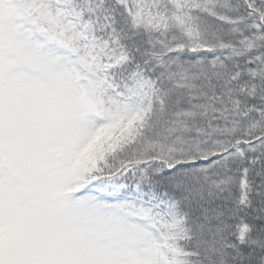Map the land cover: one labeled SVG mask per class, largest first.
Wrapping results in <instances>:
<instances>
[{
  "label": "snow or ice",
  "instance_id": "snow-or-ice-1",
  "mask_svg": "<svg viewBox=\"0 0 264 264\" xmlns=\"http://www.w3.org/2000/svg\"><path fill=\"white\" fill-rule=\"evenodd\" d=\"M0 264H264V0H0Z\"/></svg>",
  "mask_w": 264,
  "mask_h": 264
}]
</instances>
